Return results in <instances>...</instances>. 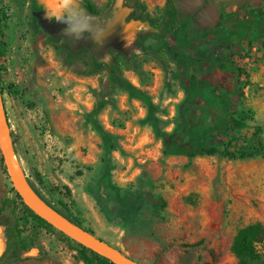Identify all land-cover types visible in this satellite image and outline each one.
<instances>
[{
	"label": "rangeland",
	"instance_id": "374dc122",
	"mask_svg": "<svg viewBox=\"0 0 264 264\" xmlns=\"http://www.w3.org/2000/svg\"><path fill=\"white\" fill-rule=\"evenodd\" d=\"M88 1L104 12L115 0ZM40 7L0 0V84L16 166L35 194L141 263L238 264L231 249L237 230L264 224V146L251 156L260 149L257 127L264 145V21L252 48L243 40L245 55L234 57L248 76L241 78L244 94L229 95V117L247 126L207 143L219 150L231 143L246 156L164 153L155 127L185 132L202 99L193 87L212 75L209 67L233 82L219 49L234 37L222 26L264 8V0H122L125 21L138 30L130 52L109 48L110 63L45 31ZM117 78L147 95L154 110ZM105 171L114 186L100 182ZM26 206L0 150V264H86L80 243L38 222Z\"/></svg>",
	"mask_w": 264,
	"mask_h": 264
},
{
	"label": "trees",
	"instance_id": "16d2710c",
	"mask_svg": "<svg viewBox=\"0 0 264 264\" xmlns=\"http://www.w3.org/2000/svg\"><path fill=\"white\" fill-rule=\"evenodd\" d=\"M168 2H170V0H168ZM86 6L91 11L97 12L88 0H86ZM247 14L248 15L244 19L235 18L226 20L222 26V33L231 34L234 37L232 42L226 43L219 49L221 60L223 63H226L225 71L233 75V82L228 84L223 79H217L215 73H218V67H209L212 75L198 82L193 87L197 88V90H199L202 94L198 113H194V115L190 116V119L194 122H191V124L186 122L184 129L185 132L181 134L176 133L175 131L167 132L159 127H155L157 135L163 141L164 153L183 154L188 157H194L198 154L214 155L217 153H221L222 155L228 157H236L237 155L243 157L247 155L245 152H238L231 143L223 150H219L215 146L207 145L208 141L212 140L214 136L220 135L226 129H240L247 126L243 119L229 117L231 108L229 95L238 94L242 96L244 94V85L241 84V78L243 76H248V72L245 67L238 64L234 57L245 55L244 47L241 44V41L244 40L247 43V48L251 49L253 41L260 37V22L264 21V8H250ZM36 21L37 17L34 25L35 27H38ZM2 36L3 33L1 30L0 19V67L4 66V63L6 62ZM86 50L89 51V48L86 47ZM116 80L122 87L127 89L131 95H136L142 98L147 104L150 112L154 110L153 104L147 95L137 91L131 83L123 79L117 78ZM192 94L193 93H191V95ZM262 132L263 130L260 127H257L254 132V137L258 139L260 149H257L251 156L262 152V148L264 146L260 137ZM100 182L110 187L114 186L109 179L108 172L106 171L101 177ZM28 184L39 196L34 184L29 180ZM18 197L21 198L19 195ZM97 199L102 206L106 205V199L101 193L98 194ZM43 200L49 206L61 213L53 205H51L50 202L45 199ZM26 210L38 222L50 225V223L34 213L28 206H26ZM65 217L70 219L67 216ZM263 245L264 224L262 222H254L242 226L237 230L232 241L231 249L238 259V264H264V253L261 250ZM81 246V257L86 264H116L89 248H86L83 245ZM87 252H90L91 255Z\"/></svg>",
	"mask_w": 264,
	"mask_h": 264
},
{
	"label": "water",
	"instance_id": "95a60500",
	"mask_svg": "<svg viewBox=\"0 0 264 264\" xmlns=\"http://www.w3.org/2000/svg\"><path fill=\"white\" fill-rule=\"evenodd\" d=\"M35 2L41 6V9L36 12V16L40 19V23L43 24L45 31L51 35L66 36L68 44L73 50H80L88 47L96 55L97 61H104L107 63L111 62L110 47L126 53L130 52L131 46L129 42L133 34L138 30V25L130 24L125 21V10L122 9V0H115L114 3L102 13L92 12L80 0H35ZM0 150L12 186L23 202L34 213L81 245L106 257L116 264H144L122 254L96 238L108 249L102 248L84 235L80 230L81 228L54 208L52 209L56 211L57 215L49 213L40 204L32 202L28 198L14 160L11 129L5 109L1 84ZM62 222L67 223L69 226L64 225ZM83 231L89 233L85 230ZM1 249L2 239L0 238V251Z\"/></svg>",
	"mask_w": 264,
	"mask_h": 264
},
{
	"label": "bare ground",
	"instance_id": "6f19581e",
	"mask_svg": "<svg viewBox=\"0 0 264 264\" xmlns=\"http://www.w3.org/2000/svg\"><path fill=\"white\" fill-rule=\"evenodd\" d=\"M15 160V159H14ZM17 163V162H15ZM19 175H20V179L22 181L24 190L26 192V195L28 196V198L35 203L40 204L46 211H48L49 213L53 214V215H57L56 211L52 209V207H50L48 204H46L45 202H43L33 191V189L30 187V185L28 184V182L26 181V179L24 178L21 170L18 169ZM61 222V221H60ZM64 225L69 226L67 223L62 222ZM81 232L84 233V235H86L89 239H91L94 243L98 244L99 246H101L102 248L108 249L104 244L100 243L96 238H94L92 235H90L89 233L84 232L82 229H80Z\"/></svg>",
	"mask_w": 264,
	"mask_h": 264
},
{
	"label": "flooded vegetation",
	"instance_id": "af4514ba",
	"mask_svg": "<svg viewBox=\"0 0 264 264\" xmlns=\"http://www.w3.org/2000/svg\"><path fill=\"white\" fill-rule=\"evenodd\" d=\"M84 4H85V6H86V1L84 2ZM41 8V7H40ZM93 12V11H92ZM94 13H102V12H94ZM37 21H38V19H37ZM57 36H62V35H57ZM85 49H86V47H85Z\"/></svg>",
	"mask_w": 264,
	"mask_h": 264
},
{
	"label": "crops",
	"instance_id": "0c3cea01",
	"mask_svg": "<svg viewBox=\"0 0 264 264\" xmlns=\"http://www.w3.org/2000/svg\"><path fill=\"white\" fill-rule=\"evenodd\" d=\"M1 238V237H0ZM2 239V238H1Z\"/></svg>",
	"mask_w": 264,
	"mask_h": 264
}]
</instances>
